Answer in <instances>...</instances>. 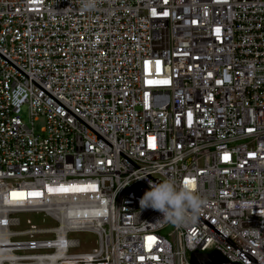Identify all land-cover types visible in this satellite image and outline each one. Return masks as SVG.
<instances>
[{"label":"built area","instance_id":"built-area-1","mask_svg":"<svg viewBox=\"0 0 264 264\" xmlns=\"http://www.w3.org/2000/svg\"><path fill=\"white\" fill-rule=\"evenodd\" d=\"M167 179L205 202L181 227L139 204ZM194 252L264 264V0H0V264Z\"/></svg>","mask_w":264,"mask_h":264},{"label":"clouds","instance_id":"clouds-1","mask_svg":"<svg viewBox=\"0 0 264 264\" xmlns=\"http://www.w3.org/2000/svg\"><path fill=\"white\" fill-rule=\"evenodd\" d=\"M102 0H79L80 9L84 12H95ZM150 190L140 199L141 209L151 208L162 214V217L181 227L198 218L204 210L205 202L198 190L191 184H178L173 179L159 183L149 181Z\"/></svg>","mask_w":264,"mask_h":264},{"label":"rangeland","instance_id":"rangeland-1","mask_svg":"<svg viewBox=\"0 0 264 264\" xmlns=\"http://www.w3.org/2000/svg\"><path fill=\"white\" fill-rule=\"evenodd\" d=\"M23 118H25L23 116ZM41 124V122L39 121L37 123V127L38 125ZM21 226L20 228H29V227H36V226H41L43 225V223L41 222V215H37L34 213H21L17 215ZM46 225H49L50 222L45 223ZM169 230L164 231V233L166 234ZM73 237H76L77 239H79L80 241V248H78V251H88L93 244L95 243V239L96 237L93 234L90 233H77L74 234Z\"/></svg>","mask_w":264,"mask_h":264},{"label":"water","instance_id":"water-1","mask_svg":"<svg viewBox=\"0 0 264 264\" xmlns=\"http://www.w3.org/2000/svg\"><path fill=\"white\" fill-rule=\"evenodd\" d=\"M191 258H192V262L196 264H228L226 259L220 257L215 252L211 254H203V255H199L198 253L194 252L191 254ZM209 260H211L213 263L208 262Z\"/></svg>","mask_w":264,"mask_h":264},{"label":"snow or ice","instance_id":"snow-or-ice-1","mask_svg":"<svg viewBox=\"0 0 264 264\" xmlns=\"http://www.w3.org/2000/svg\"><path fill=\"white\" fill-rule=\"evenodd\" d=\"M154 139H155V138H152L153 141H154ZM151 146L154 147V146H155L154 143H153ZM183 183H184L185 185H189V184H191L192 186L195 185V181H194V180H191V179H185V180L183 181ZM79 190H84V189H79ZM62 191H69V189H62ZM149 239H151V238H149Z\"/></svg>","mask_w":264,"mask_h":264}]
</instances>
